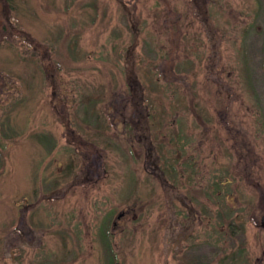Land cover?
I'll return each mask as SVG.
<instances>
[{
    "label": "rangeland",
    "instance_id": "374dc122",
    "mask_svg": "<svg viewBox=\"0 0 264 264\" xmlns=\"http://www.w3.org/2000/svg\"><path fill=\"white\" fill-rule=\"evenodd\" d=\"M263 216L264 0H0V264H264Z\"/></svg>",
    "mask_w": 264,
    "mask_h": 264
},
{
    "label": "trees",
    "instance_id": "16d2710c",
    "mask_svg": "<svg viewBox=\"0 0 264 264\" xmlns=\"http://www.w3.org/2000/svg\"><path fill=\"white\" fill-rule=\"evenodd\" d=\"M22 38H24V36H22ZM214 50H215V48L211 47V51H214ZM174 79H178V78H176V75H174ZM132 99H133V117H135L139 113V112H136V106H138L140 111H142V114L145 115V113H146V116H148L147 115V112H149L148 103H147V101L145 99H142V96L140 95V93L138 94L137 99L133 98V96H132ZM67 102L71 104L72 100H68ZM137 136H138V139H139L138 143L144 147L145 161H146L147 165H149L150 169L154 167L155 168L154 171H156V173H157V170L159 171V173H157L156 175L164 183V186L171 187L170 182H168L169 180L167 178V174L163 170L158 169L159 166H158V163L156 161V154L157 153H156V151L154 149V144H151V142H149L148 137H147V140L144 141V138H143L144 134H140L139 132H137ZM94 160H95V157L90 159L91 162H89L88 163L89 165H86V167H85L86 171L89 170L90 165H91V163L94 162ZM98 164L94 165V166H96L97 174H95L93 176V178H92L93 180L97 179L100 176V175H98V173L102 174L101 171L98 170L99 169V165ZM174 187L175 186H173V188ZM174 193L176 194V191H174ZM179 241H180L179 239H174L173 244L176 245L177 243H179ZM190 262L191 261H189L188 256H186L184 253L177 255V257L173 259V264H190ZM107 264H116V259H115L114 255L111 256V258L109 259Z\"/></svg>",
    "mask_w": 264,
    "mask_h": 264
},
{
    "label": "water",
    "instance_id": "95a60500",
    "mask_svg": "<svg viewBox=\"0 0 264 264\" xmlns=\"http://www.w3.org/2000/svg\"><path fill=\"white\" fill-rule=\"evenodd\" d=\"M260 226L264 228V216L261 218Z\"/></svg>",
    "mask_w": 264,
    "mask_h": 264
}]
</instances>
